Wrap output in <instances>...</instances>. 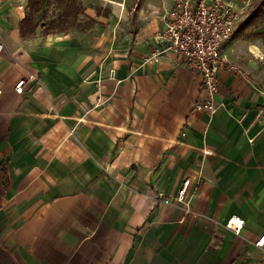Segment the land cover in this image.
<instances>
[{
    "label": "crops",
    "instance_id": "1",
    "mask_svg": "<svg viewBox=\"0 0 264 264\" xmlns=\"http://www.w3.org/2000/svg\"><path fill=\"white\" fill-rule=\"evenodd\" d=\"M75 1L107 29L45 33L47 1L0 0V264H264V57L239 37L260 0L222 50L214 117L199 74L147 61L173 0H134L132 33L122 3ZM29 75L44 89L17 94Z\"/></svg>",
    "mask_w": 264,
    "mask_h": 264
},
{
    "label": "built area",
    "instance_id": "2",
    "mask_svg": "<svg viewBox=\"0 0 264 264\" xmlns=\"http://www.w3.org/2000/svg\"><path fill=\"white\" fill-rule=\"evenodd\" d=\"M250 3L251 0H244L243 5L239 6L235 0H173V7L165 14V30L156 36L159 46L147 59L148 62H159L165 54L170 53L186 68L199 74L202 95L195 109L210 117L216 116L222 106L217 99L219 75L221 69L229 64L222 56V50L239 30ZM2 51L0 41V54ZM31 83L37 84L38 89H44L40 77L29 75L16 84L17 94L22 95ZM190 183V180L183 183L178 197L187 215L191 214L188 198ZM242 225L241 221L235 226L236 233L241 231ZM255 245L264 258V235L258 238Z\"/></svg>",
    "mask_w": 264,
    "mask_h": 264
},
{
    "label": "rangeland",
    "instance_id": "3",
    "mask_svg": "<svg viewBox=\"0 0 264 264\" xmlns=\"http://www.w3.org/2000/svg\"><path fill=\"white\" fill-rule=\"evenodd\" d=\"M45 1H47L46 15L43 20L44 23L42 24L45 27L43 29L45 33H58L64 31L66 29L65 27L69 26V24L75 20L78 30L81 28H84V30L86 28H92L93 31L99 32L101 31L99 30L101 26L107 29V24L98 23L89 18V16L83 15V17L78 20L77 15L83 13L84 10L81 4L75 1L77 5L73 2L74 0ZM112 1L122 3V6L119 5V12H116L117 15L120 14L118 19L120 20L119 24L123 26L121 20H125L126 22V29L122 27V31L132 33L135 29L132 23V16L135 15V10L137 9L134 0H88L87 5H89V8L95 10V13L103 14L107 17L111 15V10L114 8L113 6H115L112 4ZM123 15L125 17H123ZM128 16L130 21L127 20ZM239 33V37H241L244 43L258 47L262 51V56L264 57V16L262 14L256 13L255 17L243 26Z\"/></svg>",
    "mask_w": 264,
    "mask_h": 264
},
{
    "label": "trees",
    "instance_id": "4",
    "mask_svg": "<svg viewBox=\"0 0 264 264\" xmlns=\"http://www.w3.org/2000/svg\"><path fill=\"white\" fill-rule=\"evenodd\" d=\"M44 0H30V5H31V10L34 13H39V11L42 8ZM255 13L262 14L264 16V0H260L256 5H255ZM31 19L27 16L26 19L24 20L23 27L21 29V32L23 35H26L27 33L32 32L36 26H34V29L28 27V22H30Z\"/></svg>",
    "mask_w": 264,
    "mask_h": 264
},
{
    "label": "bare ground",
    "instance_id": "5",
    "mask_svg": "<svg viewBox=\"0 0 264 264\" xmlns=\"http://www.w3.org/2000/svg\"><path fill=\"white\" fill-rule=\"evenodd\" d=\"M256 52V51H255ZM237 223V222H236Z\"/></svg>",
    "mask_w": 264,
    "mask_h": 264
}]
</instances>
